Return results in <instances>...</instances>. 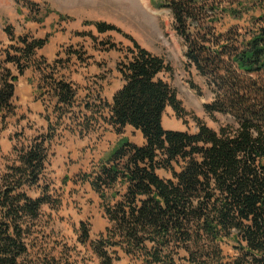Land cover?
Masks as SVG:
<instances>
[{
  "label": "trees",
  "instance_id": "trees-1",
  "mask_svg": "<svg viewBox=\"0 0 264 264\" xmlns=\"http://www.w3.org/2000/svg\"><path fill=\"white\" fill-rule=\"evenodd\" d=\"M248 1L224 10L239 18L243 11L253 13L247 35H227L229 54L198 48L189 33V22L196 19L194 0H163L160 5L172 10L189 43L190 63L218 87L216 100L205 109L232 119L216 130L197 117L194 133L164 127L167 107L181 118L185 113L164 77L174 69L134 37L123 34L131 43L125 47L108 43L107 49L122 53L116 71L123 83L108 101L101 86L80 97L79 87L64 71L70 60L39 56L48 37L17 36L11 26L6 28L13 43L4 62L18 74L0 69V134L15 113L19 76L29 69L39 75L37 95L49 103L51 113L45 117V133L17 141L0 178V264H74L63 255L42 257V252L31 258L34 227L44 206L53 205L45 172L63 127L86 136L103 124L118 133L133 127L145 142L121 137L81 176L98 195L109 221L95 238L81 224L79 240L99 264H117L122 255L135 264H264V85L247 84L239 76L264 71V0ZM96 27L100 33H123L106 22ZM72 55L79 57L75 50ZM160 170L171 177H162ZM32 190L40 195L33 197ZM225 241L232 242L234 255L224 252Z\"/></svg>",
  "mask_w": 264,
  "mask_h": 264
},
{
  "label": "rangeland",
  "instance_id": "rangeland-1",
  "mask_svg": "<svg viewBox=\"0 0 264 264\" xmlns=\"http://www.w3.org/2000/svg\"><path fill=\"white\" fill-rule=\"evenodd\" d=\"M162 1L0 0V69L11 68L18 74L13 64L4 62V52L13 43L6 33V28L11 26L17 36L30 34L36 38H49L47 45L38 52L39 56H45L49 61L58 58L70 60L69 63L65 62L67 69L64 71L79 87L81 98L102 87L103 96L112 101L123 85L116 71V63L122 53L107 49L108 43L128 46L131 43L123 35L128 34L173 66V74L164 77L176 90L185 113L181 118L172 107H167L163 117L164 127L194 133L198 130L195 119L198 117L218 130L232 119L227 114H211L205 109L206 104L216 100L218 87L190 63L187 57L189 43L178 30L172 10L160 6ZM194 1L196 19L189 22V33L200 50L229 54L232 45L225 47L229 44L227 35L233 37L235 32H239L244 37L252 29L250 15L253 13L243 11L239 18L224 11L225 8L237 7L240 1L248 5V0ZM98 22L113 24L123 33H100L96 27ZM74 50L79 57L69 56ZM225 56L223 59L228 61L229 57ZM225 75L229 77L228 73ZM239 76L247 84L264 85V71L251 75L239 72ZM38 77L31 69L19 76L14 99L15 113L8 117L0 134V178L11 162L17 141L33 139L48 129L45 117L51 113V108L37 95ZM60 134L53 145L44 177L51 189L53 205L44 206L41 218L34 227L36 232L32 239L36 240V246L31 249V258L42 252V257L45 254L57 258L63 255L64 259L74 264H99L79 240L81 224L89 226L91 236L95 238L106 229L109 221L98 195L88 183L81 181V176L121 137L126 136L138 144H143L145 139L133 127L129 126L123 133H118L105 124L86 136L64 127ZM159 174L171 177V173L165 170H160ZM30 194L38 197L40 191L32 190ZM222 248L227 255L235 254L230 241L223 242ZM117 264L135 263L122 255Z\"/></svg>",
  "mask_w": 264,
  "mask_h": 264
}]
</instances>
